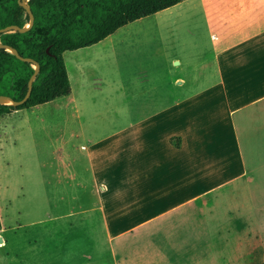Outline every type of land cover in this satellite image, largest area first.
I'll return each mask as SVG.
<instances>
[{
    "label": "crops",
    "instance_id": "1",
    "mask_svg": "<svg viewBox=\"0 0 264 264\" xmlns=\"http://www.w3.org/2000/svg\"><path fill=\"white\" fill-rule=\"evenodd\" d=\"M154 17L155 48L121 39L102 51L127 24L62 54L84 162L54 174L83 204L58 218L107 264H252L264 248V0H185ZM8 227L0 205V264L25 254Z\"/></svg>",
    "mask_w": 264,
    "mask_h": 264
},
{
    "label": "rangeland",
    "instance_id": "2",
    "mask_svg": "<svg viewBox=\"0 0 264 264\" xmlns=\"http://www.w3.org/2000/svg\"><path fill=\"white\" fill-rule=\"evenodd\" d=\"M157 21V17L144 18L139 23L128 24L104 44L102 51L108 52L111 43L121 39L153 40L152 44L145 46L155 48ZM66 102V98H59L35 110L24 109L17 115L0 117V205L6 225L11 230L9 247L25 253L20 261L18 254L12 253L11 264H94V258L96 264H107L105 257L102 258L104 255L94 256V239L78 237L75 221L58 218L76 213L78 206L83 204L82 191L75 182L67 186L64 176L54 174L67 162L74 161V166L83 168L77 113L73 103L65 106ZM113 109L106 112L102 109L99 116L118 117V107ZM121 113L127 118L138 116L136 110L132 113L122 110ZM84 192L88 204V190ZM45 213L49 215L47 219L43 217ZM41 217L49 221L51 217L58 219L35 228L18 227ZM262 237L264 240V233ZM227 241L233 248L234 239L228 238ZM263 256L264 248L261 246L251 255L252 264H262Z\"/></svg>",
    "mask_w": 264,
    "mask_h": 264
},
{
    "label": "trees",
    "instance_id": "3",
    "mask_svg": "<svg viewBox=\"0 0 264 264\" xmlns=\"http://www.w3.org/2000/svg\"><path fill=\"white\" fill-rule=\"evenodd\" d=\"M185 0H0V97L20 102L35 74L29 98L17 106L0 104V117L50 103L70 94L62 54L95 45L119 28ZM33 17L32 26L24 33ZM28 59L30 61H24ZM35 65L38 66L37 71ZM264 264V257L263 262Z\"/></svg>",
    "mask_w": 264,
    "mask_h": 264
},
{
    "label": "water",
    "instance_id": "4",
    "mask_svg": "<svg viewBox=\"0 0 264 264\" xmlns=\"http://www.w3.org/2000/svg\"><path fill=\"white\" fill-rule=\"evenodd\" d=\"M22 5H23V7H25V8L27 9V7H26V3H25V2H24ZM27 12H28V14H29V16H30V21H29V23L27 24V26H25V27H23V28H14V29H15L16 31H18L19 33H24V32L27 31V30L32 26V24H33V17H32V15H31V13L28 11V9H27ZM10 29H11V28L0 29V34L10 33ZM0 48H5L7 52H9V53H11L12 55L16 56L17 58H19L17 52H16L14 49H11V48L6 47V46L1 45V44H0ZM22 60H24V61H30V60H28V59H22ZM37 68H38V66L35 65V70H36V71H37ZM34 77H35V74H34V75L31 77V79L29 80L27 93H26L25 97H24L20 102H18V103H17V102H13V101H11V100L8 99V98L0 97V104H4V103H2L4 100L9 101V102H10V105H12V106H17V105H19V104H23V103L29 98V96H30V93H31V90H32V82H33V80H34Z\"/></svg>",
    "mask_w": 264,
    "mask_h": 264
},
{
    "label": "bare ground",
    "instance_id": "5",
    "mask_svg": "<svg viewBox=\"0 0 264 264\" xmlns=\"http://www.w3.org/2000/svg\"><path fill=\"white\" fill-rule=\"evenodd\" d=\"M2 103L7 104V105H10V102L7 101V100H4Z\"/></svg>",
    "mask_w": 264,
    "mask_h": 264
},
{
    "label": "built area",
    "instance_id": "6",
    "mask_svg": "<svg viewBox=\"0 0 264 264\" xmlns=\"http://www.w3.org/2000/svg\"><path fill=\"white\" fill-rule=\"evenodd\" d=\"M76 105V104H75Z\"/></svg>",
    "mask_w": 264,
    "mask_h": 264
}]
</instances>
